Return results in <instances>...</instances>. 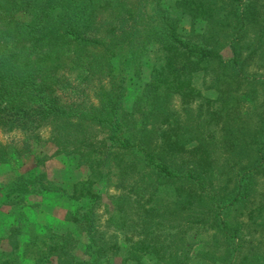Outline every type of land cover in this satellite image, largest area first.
Wrapping results in <instances>:
<instances>
[{"label":"trees","instance_id":"1","mask_svg":"<svg viewBox=\"0 0 264 264\" xmlns=\"http://www.w3.org/2000/svg\"><path fill=\"white\" fill-rule=\"evenodd\" d=\"M0 130L22 137L0 166L31 164L0 264H264V0H0ZM60 156L89 171L69 192ZM55 194L84 203L63 221L85 258L28 214Z\"/></svg>","mask_w":264,"mask_h":264},{"label":"rangeland","instance_id":"2","mask_svg":"<svg viewBox=\"0 0 264 264\" xmlns=\"http://www.w3.org/2000/svg\"><path fill=\"white\" fill-rule=\"evenodd\" d=\"M173 0H166V3H170ZM155 51V50H154ZM154 52H150L149 56L145 59L142 68L140 70L139 77H137L134 82L129 85L130 93L133 94L139 86H142L148 80L150 63L156 60L153 57ZM223 56L228 58L230 56L229 52L225 50L223 52ZM194 83L196 87L201 90L202 94L206 98L213 99L215 96L210 90H203V77L198 75L194 79ZM43 139L48 138V130L42 132ZM22 139L21 135L18 132L13 133H5L0 130V142L2 143H10L17 142ZM54 148L45 144V142L39 147V152L43 154H51ZM19 168L16 169L11 166L2 165L0 166V239L6 235V223L5 220L14 213H20V208L17 207H9L5 203L4 199V185L7 184L8 179L14 174L15 170L27 171L31 168V164L29 160H23L18 164ZM45 172L47 176L58 186L64 189L66 192L70 191L72 184L84 180L88 177L89 171L86 166H81L78 162V158L76 156L69 157H57L49 160L45 165ZM104 191V190H101ZM111 192V191H110ZM25 203L27 207L29 206L30 211L28 214H32L34 219L38 221L39 224L47 225L50 228V231L56 233L58 235H64L66 233H72L76 239L78 240V244L76 246V250L74 251L76 256L79 258H85L83 254V246L86 243V239L83 236L77 234L74 228L70 223L64 222L63 219L68 212H72L76 207L83 205L82 202H73L68 199L66 194L61 196V194L55 195H47L45 197H36L32 196L26 199ZM103 203L108 204L106 198L103 199ZM33 205V206H32ZM31 206V207H30ZM112 210V209H111ZM102 209L100 213H102ZM106 214L101 216V219L104 220L106 218ZM0 250L9 251V247L4 241V239L0 242ZM122 255L119 254L116 258L113 259V264H121L122 263Z\"/></svg>","mask_w":264,"mask_h":264}]
</instances>
